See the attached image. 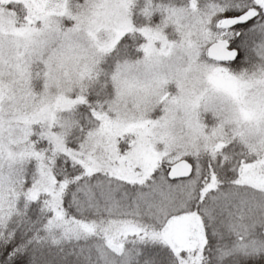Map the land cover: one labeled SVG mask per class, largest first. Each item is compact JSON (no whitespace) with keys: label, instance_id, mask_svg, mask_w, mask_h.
Masks as SVG:
<instances>
[{"label":"snow or ice","instance_id":"1","mask_svg":"<svg viewBox=\"0 0 264 264\" xmlns=\"http://www.w3.org/2000/svg\"><path fill=\"white\" fill-rule=\"evenodd\" d=\"M0 264H264V0H0Z\"/></svg>","mask_w":264,"mask_h":264}]
</instances>
